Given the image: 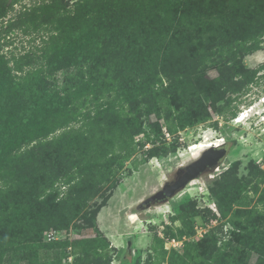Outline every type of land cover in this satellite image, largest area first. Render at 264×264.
<instances>
[{
  "label": "trees",
  "instance_id": "16d2710c",
  "mask_svg": "<svg viewBox=\"0 0 264 264\" xmlns=\"http://www.w3.org/2000/svg\"><path fill=\"white\" fill-rule=\"evenodd\" d=\"M19 1L0 0V23ZM2 27L0 203L6 204H0V264H37L40 252L69 247L78 250L71 264H111L115 249L97 224L111 196L92 214L84 212L88 204L104 187H117L116 171L135 153L141 152L142 163L175 153L178 131L210 121V108L222 115L231 104L218 106L224 95L241 93L264 69L243 64L264 48V0H76L70 7L46 0ZM15 30L40 34L42 46L4 55ZM93 62L110 93L79 111L76 103L97 93ZM74 68L77 75L69 73ZM210 70L218 76L210 79ZM59 71L61 86L50 81ZM151 115L166 122L170 144ZM250 173L258 179L253 186L236 168L220 174L210 188L218 215L192 208L171 218L182 228L164 235L194 236L192 217L204 225L217 221L209 236L223 249L208 264H250L253 253L255 264H264V175L256 167ZM249 191L262 209L250 207ZM79 217L88 218V226L76 225ZM227 223L233 228L224 231ZM71 227L93 229L96 236L42 242L44 232ZM178 257L173 252L169 264Z\"/></svg>",
  "mask_w": 264,
  "mask_h": 264
},
{
  "label": "rangeland",
  "instance_id": "374dc122",
  "mask_svg": "<svg viewBox=\"0 0 264 264\" xmlns=\"http://www.w3.org/2000/svg\"><path fill=\"white\" fill-rule=\"evenodd\" d=\"M42 1L46 0H20L9 11L4 23H0V28L3 26L2 28L5 29L9 22L17 18L25 8ZM63 1L70 7L76 0ZM38 36L40 34L36 37H29L24 36L19 30L12 31L9 35V42H12V45L7 46L3 54L7 56H10L11 53L18 55L30 48L35 49V46L41 47L42 43ZM32 38H35V41H32ZM94 56L97 55L94 54ZM95 62L90 64L89 68L93 73L92 78L97 84V93L92 97L79 100L76 103V106H79V111H85L91 106H95L98 97L103 96L105 98L110 93H108L107 83L98 80L100 73L95 68ZM243 64L249 69H259L263 66L264 48L246 56L243 59ZM69 73L77 75L78 70L74 68ZM207 76L214 79L218 74L216 71L210 70L207 72ZM63 78V73L59 71L50 76V81L61 86ZM230 100L231 104L225 108L222 115L215 113L214 109L210 108V121L178 131L175 137L179 143V148L168 157L151 159L142 163L141 152L135 153L116 171L117 187L111 191L104 187L98 197L88 204L84 212L92 214L96 208L106 202L108 196H111L107 200L105 206L107 208L103 207L97 215L99 229L104 232L103 234H107L111 246L116 248L115 253L112 254L111 264H138L139 255H141V264L146 262L149 264H169L173 252L179 256L172 261L175 264H208L217 256V252L223 249L220 242L215 243L209 236V230L218 225L217 221H211L210 224L204 225L200 217H192L190 222L195 231L192 237L184 236L169 239L164 235V232L171 229L173 233H176L177 229L182 228L179 221H172L171 218L192 208H209L218 215L210 196V188L214 186V182L220 174L227 169L235 170L236 168L238 178L251 180V186L258 180L254 174L250 173L254 167L264 175V69L259 71L253 85L243 89L239 94L226 93L218 106L225 107ZM246 110L249 113H247L248 117L245 119V123L234 125L233 120L241 112L245 111L244 113H246ZM149 120L151 123H155L157 118L155 115H151ZM156 123L162 128L166 138L165 144H170L174 138L168 133L166 122L159 120ZM143 127L149 131L148 122H144ZM205 134L211 141L222 140V143L225 144L224 148L227 150V154L217 167L202 173L172 197L156 200L151 202L150 206H146L145 200L161 191L166 184L175 182L178 174L183 172L184 168L193 161L194 158L190 157L188 150L193 144L204 140ZM141 138L142 136L136 137L137 140ZM263 185L264 183H261L259 187L262 188ZM60 189L63 197L68 186L63 184ZM246 194L252 200L250 207L256 205V208L262 209L261 205L256 204L257 195L251 191ZM2 202L1 205L6 204L5 200ZM108 213L113 217V221L109 222ZM240 220L244 221V218ZM75 224L86 227L89 221L88 218L79 217ZM105 224L108 228L102 229ZM232 228L227 223L223 229L225 231ZM47 232L49 230L43 233L42 242H55L48 241ZM57 232L59 233L57 241L64 239L76 241L96 236L93 229L85 230V228L76 231L71 227L68 230ZM227 238L225 237L224 240ZM157 239L164 242L162 248L157 244ZM169 242L171 243L169 244ZM76 251H78L76 248L69 247L66 252L60 250L57 254L53 251L49 253L40 252L37 264H71L67 260L72 258L73 261V254ZM256 260L257 255L253 253L250 264H255ZM27 263L28 261L22 264Z\"/></svg>",
  "mask_w": 264,
  "mask_h": 264
},
{
  "label": "water",
  "instance_id": "95a60500",
  "mask_svg": "<svg viewBox=\"0 0 264 264\" xmlns=\"http://www.w3.org/2000/svg\"><path fill=\"white\" fill-rule=\"evenodd\" d=\"M11 1L12 0H8V2ZM224 145L225 144L216 148H209L202 152L197 160H194L184 168L185 172L179 180L174 182L172 185H165L161 191L145 200L144 204H146V206H150L151 202L164 199L161 197H172L176 192L189 185L191 181L197 179L202 173L216 168L218 163L227 154V150L224 148Z\"/></svg>",
  "mask_w": 264,
  "mask_h": 264
},
{
  "label": "bare ground",
  "instance_id": "6f19581e",
  "mask_svg": "<svg viewBox=\"0 0 264 264\" xmlns=\"http://www.w3.org/2000/svg\"><path fill=\"white\" fill-rule=\"evenodd\" d=\"M262 104H263V101H262ZM255 108V107H254ZM245 112V111H244ZM244 112H241L236 118L235 120H233V124L234 125H239V124H244L245 123V119L248 117L247 113H249L248 110H246V113ZM204 140L198 142V143H195L193 144L190 149L188 150L189 154H190V157L194 158V160H197L201 153L206 151L207 149L209 148H213V147H219L221 145H223L224 143H222V140H216L215 142L211 141L209 138H208V135L205 134L203 136ZM192 161V162H193ZM108 218H109V222L110 221H113V217L110 215V213H108ZM102 223V221H101ZM104 223V222H103ZM105 228H108V226L105 224V227H103L102 229H105Z\"/></svg>",
  "mask_w": 264,
  "mask_h": 264
},
{
  "label": "built area",
  "instance_id": "2783aa9c",
  "mask_svg": "<svg viewBox=\"0 0 264 264\" xmlns=\"http://www.w3.org/2000/svg\"><path fill=\"white\" fill-rule=\"evenodd\" d=\"M167 135V137H168V134H166ZM226 231V230H225ZM59 233L56 231V230H53V229H51V230H49V232H47L46 233V236H47V239H48V241H57L59 238ZM171 242H169V244H170ZM69 263H72V258H68V260H67Z\"/></svg>",
  "mask_w": 264,
  "mask_h": 264
},
{
  "label": "flooded vegetation",
  "instance_id": "af4514ba",
  "mask_svg": "<svg viewBox=\"0 0 264 264\" xmlns=\"http://www.w3.org/2000/svg\"><path fill=\"white\" fill-rule=\"evenodd\" d=\"M184 172H185V171H183V172H181L180 174H178L176 181L179 180V179L182 177V175L184 174ZM176 181H175V182H176ZM173 183H174V182H173ZM173 183H171V184H166V185H172ZM161 198H167V197H161Z\"/></svg>",
  "mask_w": 264,
  "mask_h": 264
},
{
  "label": "crops",
  "instance_id": "0c3cea01",
  "mask_svg": "<svg viewBox=\"0 0 264 264\" xmlns=\"http://www.w3.org/2000/svg\"><path fill=\"white\" fill-rule=\"evenodd\" d=\"M105 208H107V207H105ZM102 233H104L102 230H100ZM105 235V237L107 238L108 236H107V234H104ZM107 239H109V238H107ZM115 240H118L117 238H115ZM109 242H110V240H108ZM113 241V240H112ZM113 248V247H112ZM114 249H116V248H114Z\"/></svg>",
  "mask_w": 264,
  "mask_h": 264
}]
</instances>
